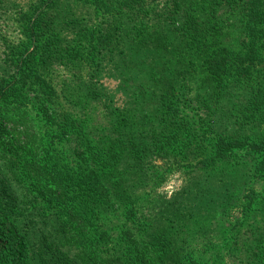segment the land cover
I'll use <instances>...</instances> for the list:
<instances>
[{
	"label": "trees",
	"instance_id": "obj_1",
	"mask_svg": "<svg viewBox=\"0 0 264 264\" xmlns=\"http://www.w3.org/2000/svg\"><path fill=\"white\" fill-rule=\"evenodd\" d=\"M88 1L31 4L23 22L27 40L3 70L8 86L20 76L45 92L59 127L56 137L70 145L75 158L46 148L45 132L33 119L29 123L26 111L0 110V264H209L187 247L189 231L207 237L210 245L222 226L216 212L238 203L235 181L216 179L209 169L247 147L261 157L251 162L255 172L264 171V133H249L264 120V0H210V17L222 9L243 17L240 45L217 40L215 48L207 44L206 24L195 14L207 9L197 7L199 0H170L182 11L161 12L147 9L152 0H115L111 7L113 0H96L94 8ZM174 20L184 26H175L178 34L170 27ZM189 32L194 42L184 38ZM84 43L97 56L83 89L90 101L103 102L107 123L101 127L66 109L57 114L59 97L48 77L53 64L83 56L77 48ZM204 46L211 47L203 58L208 82L220 89L250 87L239 110L243 115L220 116L211 155L194 161L203 173L190 175L154 213L156 199L142 207L138 192L157 170L158 155L174 149L171 139L181 130L191 134L177 101L188 98L198 71L192 49ZM105 74L121 80L123 106L113 105V95L98 86ZM40 104L50 111L44 97ZM253 200L250 196L242 210L252 219L261 209ZM252 219L242 231L243 262L264 264V221Z\"/></svg>",
	"mask_w": 264,
	"mask_h": 264
},
{
	"label": "rangeland",
	"instance_id": "obj_2",
	"mask_svg": "<svg viewBox=\"0 0 264 264\" xmlns=\"http://www.w3.org/2000/svg\"><path fill=\"white\" fill-rule=\"evenodd\" d=\"M36 1L0 0V81L4 85L3 91L0 90V110L21 108L26 111L29 123L33 125L31 120L33 119L41 130L45 132L44 143L46 148H59L64 150L62 156L68 157L71 155L72 158H75L73 156L74 150H71L70 145L65 142H59L60 140L58 141L56 137L59 127L54 121L56 119L54 116L55 112L47 100L45 92L40 90L35 83L28 79L23 80L24 78L20 76L12 78L13 86H8L7 79L2 75L3 70L9 68V58L14 59L23 42L27 40L23 22L25 17H27L26 9ZM95 1L89 0V6L94 8ZM113 1V3H109L110 7L113 4H117L115 0ZM202 5H206L207 9L204 11L199 9L195 14L196 16L198 14V17L200 16V19L206 24L205 37L208 41L207 44L211 43L213 48H215L217 47L215 42L222 40L223 43L228 42L229 45L238 47L244 37L241 30L243 17L230 9H222L216 12L217 17H210V0H199L197 7ZM169 7L182 11L181 7H176L170 0H152L147 5V9L151 12L153 10L166 11ZM101 10H105V8L103 7ZM217 19L218 25L214 28V23ZM124 20H126V17H124ZM178 24L182 26V21L174 20L170 24L171 30L175 34L180 33V31L175 30V26H178ZM182 27L184 28V26ZM181 33H185L184 30ZM193 35V33L189 32L188 35H184V38H187L188 42L191 43L195 41ZM189 45L186 44L187 51H190ZM84 46L85 48L80 46L77 48L83 53V56L67 64H53L48 70V77L51 79L59 97V104L55 106L57 114L58 109L59 111L66 109L72 111L78 118L90 120L89 126L101 127L103 123H107V118L105 117L104 119L102 117L105 114L103 102L102 100L90 101L83 89L86 88L83 83L88 79L93 67V61L96 60L97 56H94L93 52L90 53L88 50L89 43H84ZM203 49H192L198 71L193 76V82L190 81L192 89L189 94H186L188 98L180 100V102L177 101V106L179 107L178 115L190 127L191 134L181 130V134L178 137L171 139V143H173L171 146L174 149L170 147V154L168 155L166 152H161L158 155L154 161L157 164V170L151 174L152 178H149L148 183L144 184L138 192V203L142 207L150 206L156 199L157 203L153 205L154 209L152 211L154 213L160 212L161 199H165V197L169 199V197L174 196L176 192L182 190L189 183L190 175L195 174V171L198 174L203 173V170L200 167L198 168L194 161L198 157L211 155L212 144L217 138V125L220 116L235 117V115H239L241 117L243 115L239 110L249 93L248 89L250 87L246 84L243 85L244 87L229 84L224 89L215 88V84L207 81L203 65V58L211 50V47L206 48L204 46ZM68 60L69 57L65 56L63 61ZM120 82L121 80L118 77H112L108 74L103 75L98 80V86H100L101 91L109 92L113 95L112 102L115 106H123L125 102L123 93L118 91ZM4 94L6 96H2ZM43 97L46 99L50 109L47 113L40 108V99ZM260 123L249 133L263 134L264 120ZM193 131H195L194 134H192ZM185 150L191 151L187 157H184ZM174 153H178V155L175 156ZM256 159L260 160L261 157L257 154H249L247 147H244L235 150L228 158L219 160L216 165L209 169L210 175L216 179L235 181L237 184L236 197H238L236 199L238 201L237 206L229 207L228 211L223 214L216 212L215 219L222 223V226L219 234L212 239L210 245L207 237H198L201 235L195 234L193 230L189 231L191 235L188 236L187 247L195 249L209 264H244L243 256L245 250L241 248L244 243L240 241L244 239L242 231L245 226H252V217L250 218L244 213L242 215V210L244 211L250 196L254 197L253 207L261 206V209L254 212L251 211L257 215L252 220L263 219L264 221V216L262 215L264 209V171L255 172V167L251 162ZM3 164L0 161V165ZM237 221L239 222L237 223ZM241 223L242 226L238 227Z\"/></svg>",
	"mask_w": 264,
	"mask_h": 264
}]
</instances>
